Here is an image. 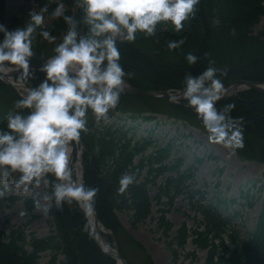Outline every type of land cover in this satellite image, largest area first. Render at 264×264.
<instances>
[{
  "label": "trees",
  "instance_id": "16d2710c",
  "mask_svg": "<svg viewBox=\"0 0 264 264\" xmlns=\"http://www.w3.org/2000/svg\"><path fill=\"white\" fill-rule=\"evenodd\" d=\"M35 2L37 11L48 5L46 17L51 16L57 0ZM64 2L67 14L84 15L83 0ZM195 7V14L183 22L184 27L179 31L170 21H161L154 34L137 32L134 41L119 42L121 63L129 73L125 77L128 83L145 89H181L185 74L200 73L210 59L215 60L218 68L226 69V74L221 75L224 83L236 79L264 81V29L255 31L264 18V0H200ZM30 9L18 7L16 12H11L7 0H0V21L9 29L23 27ZM46 25L57 40L50 42L38 33L33 42L36 54L32 62H42L41 51L45 53L44 59L53 55L56 44L61 42L67 29L63 17H57ZM181 37L186 38L185 43L170 50L168 41ZM188 52H193L200 59L195 64H189L186 60ZM21 73L15 79L31 87L38 85L44 77L40 70L27 79L22 78ZM19 98L21 96L14 86L0 78V127L7 126V114ZM230 102L235 104L232 115L242 116L245 124V146L236 150L239 159L264 164V93L245 90L219 102V106ZM112 112L144 120L155 119V113L166 112L170 118H175V122L183 121L207 133L192 107L172 104L165 97L122 93L118 107ZM89 128L90 131L81 137L86 146L82 153L84 181L99 187L97 213L101 222L114 232L120 252L129 263L157 264L145 244L123 223L119 212L129 215L133 228L154 218L156 226L169 236L173 223L168 213L176 197L185 194L190 208L197 215V225L190 227L184 221L174 232L169 245L176 254L175 246L186 248L191 238L194 249L189 253L207 251V264H264V180L258 179L254 183H261L258 188L260 194L255 201L251 200V196H255L250 195L252 187L242 190L240 197H220L219 194L217 198L208 199L206 190L193 188L197 166L193 164L182 169L184 159L182 156L174 157L172 142L157 144L151 136L138 137L136 131L131 132L126 125L104 121L97 123L91 113ZM149 149L152 150L148 152ZM76 154L77 149L74 160ZM210 157L216 158L213 154ZM196 160L201 164L204 158L197 157ZM125 172L134 173L136 182L120 192L119 179ZM161 176L163 180L159 182ZM152 187H157L155 195L151 193ZM47 190L50 191V187ZM7 198L15 202L20 197L11 195ZM238 198L246 200L250 207L262 200L254 227L245 233L234 220L238 212L225 213L222 209L239 202ZM154 202L159 205L158 216L153 213ZM24 204L25 216L29 217L37 207L36 200L26 197ZM52 216L55 232L44 237L28 233L22 225L13 227L9 232L0 227V264H39L45 251H50L48 264H117L115 258L98 245L89 219L78 203L65 202L62 210H53ZM28 219L26 225L31 221ZM107 239L114 241L111 236ZM131 249L139 251L141 260H132Z\"/></svg>",
  "mask_w": 264,
  "mask_h": 264
},
{
  "label": "clouds",
  "instance_id": "9594fccd",
  "mask_svg": "<svg viewBox=\"0 0 264 264\" xmlns=\"http://www.w3.org/2000/svg\"><path fill=\"white\" fill-rule=\"evenodd\" d=\"M199 2L83 0L84 15L77 17L66 13L64 0H57L50 15L63 17L67 29L53 55L44 59L41 51L39 70L44 77L15 101L6 117L7 126L0 127V198L10 188L32 195L43 185L50 191L39 199L33 197L43 214L75 201L85 217L94 216L99 187L88 185L75 171L73 150L82 134L90 131L89 114L97 123L109 121L127 90L129 73L121 63L119 42L134 41L137 32L152 35L161 21H170L179 31ZM48 12L47 4L38 11L30 9L25 26L15 29L0 21V69L19 66L24 79L35 74V36L57 40L45 23ZM185 39L169 40L168 48H179ZM199 59L193 52L186 54L189 64ZM222 74L226 69L218 68L214 59L200 73H186L181 99L193 108L209 141L234 152L245 146V124L242 116L232 115L234 102L219 106L226 95ZM135 182L134 173H123L118 191L124 192Z\"/></svg>",
  "mask_w": 264,
  "mask_h": 264
},
{
  "label": "rangeland",
  "instance_id": "374dc122",
  "mask_svg": "<svg viewBox=\"0 0 264 264\" xmlns=\"http://www.w3.org/2000/svg\"><path fill=\"white\" fill-rule=\"evenodd\" d=\"M7 3L11 12H16L18 7L38 9L35 0H7ZM65 8H67L66 3ZM55 18L57 17L48 15L45 17V23L50 24ZM255 29L256 32L264 29V18ZM237 94H232L231 96ZM165 102L167 103V101ZM182 104L184 105V103ZM174 121L175 118H170L166 112L157 114V118L152 120H144L143 118L133 119L120 112H111V118L107 122L114 123L115 125H126V128H130L131 132L136 131L138 137L151 136L157 144L164 145L172 142L174 144V157L182 156L184 159L182 169L193 164L197 166L193 179V188L200 187L206 190L208 199L212 197L217 198L219 194L220 197H240L242 190L252 187L250 195L255 196H251V200L255 201V197H258L260 194L258 188L261 183L258 182L256 185L254 183L258 179L264 180V164L256 161L240 160L235 151L233 152L220 144L210 142L207 133L203 132L200 128L186 124L183 121ZM152 149H149L148 152ZM211 154L216 158H211ZM197 157L204 158L203 163L198 164ZM162 180L163 176L158 179L159 182ZM46 192H48L47 187L43 185L32 195L17 192L14 188H10L5 196L0 198V227L5 228L9 232L13 227L22 225L26 227L28 233L34 232L40 237L53 234L55 232V225L52 221V213L45 215L36 207L29 217L25 216V198H33L35 196L36 199H39ZM151 193L155 195L157 187H152ZM11 195H17L20 198L12 202L7 198ZM238 201L235 204H231L228 209H222L225 213L238 212L234 220L242 232L245 233L248 229L254 227L257 216L262 208V200L255 202L253 207H250L244 199L238 198ZM158 207L159 205L154 202L153 213L155 216L159 215L157 211ZM119 215L130 232L141 240L147 250L152 253L157 264H207V251L198 250L196 253H189V251L194 249L191 238L188 239L186 248L175 246L178 251L177 254L169 245L174 232L184 221H187L190 227L197 225V215L190 208L185 194H180L176 197L175 203L168 213V218L173 223V229L169 232V236H166L165 233L163 234L156 226L157 220L154 218H149L147 221L139 224L138 227L133 228L127 213L119 212ZM28 218L31 221L26 225L25 223L29 220ZM129 254H131L134 262L141 260L138 250L131 249L129 250ZM60 257L64 258L63 255ZM49 260L50 251H45L42 253L39 264H48Z\"/></svg>",
  "mask_w": 264,
  "mask_h": 264
},
{
  "label": "water",
  "instance_id": "95a60500",
  "mask_svg": "<svg viewBox=\"0 0 264 264\" xmlns=\"http://www.w3.org/2000/svg\"><path fill=\"white\" fill-rule=\"evenodd\" d=\"M6 63H8V62H6ZM41 63L42 62H35V63L32 62V65L35 69H39V65ZM22 71H23L22 68H20L19 66H16V65H11L10 67L5 68V69H0V78L2 80L12 84L18 90V92L20 93L21 96L23 94L19 91L18 86L21 85V86H26L29 88V86H27L26 84L15 81V76ZM234 85L242 86V88L239 89L237 92H240V91L245 90V89H255L256 91L264 93V82L247 80V79H238V80H233V81H230L228 83H225L226 95L220 101H222L225 98H227L228 96L232 95V93L229 91V89L231 86H234ZM124 93L131 94V95H148V96H154V97H167L170 99V101H172L175 104H180V100H183V99H181V90L171 91V90L143 89V88H139V87H135V86H132L130 84H127V90ZM82 145H83V147H85L84 143ZM94 224H96V225L101 224V221H100L99 215L97 214V211L95 213ZM108 234L115 237L114 233L111 230H108ZM96 235H97L98 243L104 252L112 255L117 260L118 264H129L127 259L125 257H123V255L121 254L118 245L115 244V250L117 252V255L111 254L108 250H105L103 248L102 240L100 239V236L98 235L97 232H96Z\"/></svg>",
  "mask_w": 264,
  "mask_h": 264
},
{
  "label": "bare ground",
  "instance_id": "6f19581e",
  "mask_svg": "<svg viewBox=\"0 0 264 264\" xmlns=\"http://www.w3.org/2000/svg\"><path fill=\"white\" fill-rule=\"evenodd\" d=\"M242 86L240 85H234V86H231L229 91L234 94L236 93L239 89H241ZM18 89L19 91L22 93V94H26V91H27V87L25 86H21L19 85L18 86ZM73 160V159H72ZM76 172H79L81 175H82V172H81V167H80V163H78L77 165V170ZM90 221L93 223V228L94 230L100 235V239L102 240V246L105 250H108L111 254H114V255H117V252L115 250V247L106 239V237L104 236V234L107 233V231H105L106 229L103 228V225L100 224V225H96L94 224V221H95V215L92 216V217H89Z\"/></svg>",
  "mask_w": 264,
  "mask_h": 264
}]
</instances>
